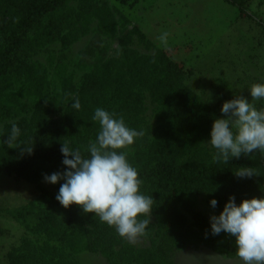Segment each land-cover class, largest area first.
<instances>
[{"label": "trees", "instance_id": "obj_1", "mask_svg": "<svg viewBox=\"0 0 264 264\" xmlns=\"http://www.w3.org/2000/svg\"><path fill=\"white\" fill-rule=\"evenodd\" d=\"M229 4L243 5L242 0ZM96 34L117 42L119 55L106 58L88 45L86 52L69 56L76 43ZM141 46L148 51L151 44L102 0H0V128L25 112L38 122L47 120L29 146H10V134L0 143V176L13 175L40 191L28 204L30 212L17 216L25 224L34 215L33 223L6 264H85L83 254L100 256L105 264H176L174 253L188 246L217 254L234 251L232 237L210 234V223L196 205L201 200L220 213L230 196L237 204L264 196V153L241 155L228 164L214 161L204 144L213 120L222 118V102H205L186 84L181 62L163 50L143 54ZM28 98L34 100L32 106L24 102ZM77 98L79 109L72 107ZM255 105L264 108V101ZM96 108L143 131L123 151L138 170L140 192L153 198L150 213L137 217L149 220L138 235L147 241L144 247L80 206L65 209L55 199L63 181L44 182L45 174L65 170L62 143L70 142L87 156L100 131L92 119ZM241 168L253 176L238 178L234 172ZM211 199L218 202L215 209Z\"/></svg>", "mask_w": 264, "mask_h": 264}, {"label": "rangeland", "instance_id": "obj_2", "mask_svg": "<svg viewBox=\"0 0 264 264\" xmlns=\"http://www.w3.org/2000/svg\"><path fill=\"white\" fill-rule=\"evenodd\" d=\"M102 1L117 8L131 21L132 27L145 35L151 46L148 51L139 47L141 53L163 50L174 61L181 62L188 75L186 84L205 102L223 103L236 96L251 101L248 88L254 83H264V0H242L241 7L229 4L230 0ZM163 33L168 34L166 44L158 39ZM88 45L106 58L119 55L117 42L96 34L76 43L68 52L69 56L74 58L86 52ZM46 57L47 54L40 55L37 59L44 62ZM5 94L3 92L2 96ZM24 102L28 106L34 104L32 98ZM46 122H38V117L27 112L14 117L1 125L0 143L15 124L20 130L19 137L10 146H29L39 126ZM45 187L50 189L49 185ZM39 192L35 186L13 175L0 176V264H6L9 252L21 243L26 227L33 223L34 215L28 217L25 224L24 220L17 221V216L30 212L28 204ZM196 210L209 223L211 215H219L201 200ZM128 241L139 247L147 245V241L138 236ZM81 260L85 264H105L100 256L90 254H83ZM173 260L176 264H242L235 249L227 255L204 246H188L175 252Z\"/></svg>", "mask_w": 264, "mask_h": 264}, {"label": "clouds", "instance_id": "obj_3", "mask_svg": "<svg viewBox=\"0 0 264 264\" xmlns=\"http://www.w3.org/2000/svg\"><path fill=\"white\" fill-rule=\"evenodd\" d=\"M167 36L163 33L158 39L166 44ZM248 92L251 101L236 96L223 102L222 118L211 124L209 140L204 145L214 161L228 164L241 155L264 153V108L253 103L264 101V83L252 84ZM72 107L80 108L78 98ZM92 119L99 122L100 131L89 143L87 156L73 149L70 142L62 143L65 170L45 174L43 179L52 185L63 181L55 196L62 207L80 206L84 213H93L101 222L114 227L119 236L131 241L147 227L149 220L137 217L150 213L153 198L140 192L138 170L129 163L128 152L123 150L132 146L143 131L129 128L123 117L117 118L103 108H96ZM19 132L13 124L8 141H16ZM234 174L238 178L253 176L247 168ZM217 203L216 199L209 201L213 209ZM222 232L233 238L242 264H264V196L242 199L239 204L230 196L219 215L210 216V234L218 236Z\"/></svg>", "mask_w": 264, "mask_h": 264}]
</instances>
